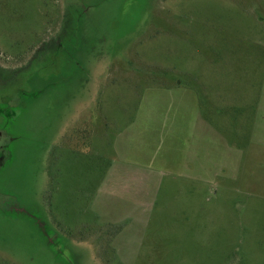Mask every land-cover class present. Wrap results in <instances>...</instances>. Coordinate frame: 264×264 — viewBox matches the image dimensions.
Returning <instances> with one entry per match:
<instances>
[{
	"label": "rangeland",
	"instance_id": "374dc122",
	"mask_svg": "<svg viewBox=\"0 0 264 264\" xmlns=\"http://www.w3.org/2000/svg\"><path fill=\"white\" fill-rule=\"evenodd\" d=\"M8 105L0 264H264V0H0Z\"/></svg>",
	"mask_w": 264,
	"mask_h": 264
},
{
	"label": "flooded vegetation",
	"instance_id": "af4514ba",
	"mask_svg": "<svg viewBox=\"0 0 264 264\" xmlns=\"http://www.w3.org/2000/svg\"><path fill=\"white\" fill-rule=\"evenodd\" d=\"M67 12H66V20H65V22H67ZM63 29L64 30H62V32H61V34H59L56 38H57V40H56V43H57V46H55L56 48H55V52L54 53H57V52H60V51H63V43L65 42V40L68 38V37H70L71 36V32H70V30H69V28L68 29H65L64 27H63ZM69 30V31H68ZM42 94V91H38V95H41ZM36 97H39V96H36ZM11 106H6V107H0V116L1 117H5V116H7V118L9 119V120H12V119H15V117L17 116V114H18V109H16V108H10ZM2 154H3V152H2ZM3 166V155L2 156H0V168ZM58 235H57V239H58ZM58 248H59V246H58ZM65 249L66 248H64V246H62V252H60L63 256H65L64 258H69V256H68V253H66L65 252Z\"/></svg>",
	"mask_w": 264,
	"mask_h": 264
},
{
	"label": "trees",
	"instance_id": "16d2710c",
	"mask_svg": "<svg viewBox=\"0 0 264 264\" xmlns=\"http://www.w3.org/2000/svg\"><path fill=\"white\" fill-rule=\"evenodd\" d=\"M37 96H39L37 94ZM32 219H34V215L31 217ZM35 224H37L39 232L41 233L42 237L47 240V242L49 243V245H51L53 247V245L55 244L56 246V250L55 252H57L56 254L58 256H60L59 258L64 260L65 262L69 263L70 258H64L65 256H63L60 252H62V245L59 246V242L55 243L57 240V234L52 231V228L50 227V225L47 223L46 219H38V221L33 220ZM59 252V253H58Z\"/></svg>",
	"mask_w": 264,
	"mask_h": 264
}]
</instances>
